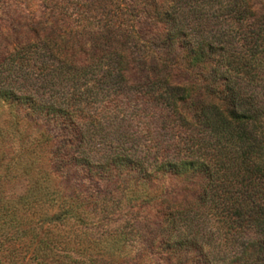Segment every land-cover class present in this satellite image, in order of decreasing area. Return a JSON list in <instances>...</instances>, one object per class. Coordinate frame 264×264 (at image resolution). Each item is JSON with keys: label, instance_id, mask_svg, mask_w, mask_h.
<instances>
[{"label": "trees", "instance_id": "trees-1", "mask_svg": "<svg viewBox=\"0 0 264 264\" xmlns=\"http://www.w3.org/2000/svg\"><path fill=\"white\" fill-rule=\"evenodd\" d=\"M65 1L47 14L65 34L95 29L123 47L93 39L74 53L64 35L34 34L0 53V114L37 125L34 146L46 150L38 179L0 202V226L46 204L51 224L100 228L84 243L30 219L18 237L39 264H264V0ZM103 70L116 89L107 95L132 116L108 135L115 112L96 101ZM134 121L167 138L126 146ZM189 176L201 182L186 204H170L173 190L151 194L154 181ZM137 208L155 213L133 218Z\"/></svg>", "mask_w": 264, "mask_h": 264}, {"label": "rangeland", "instance_id": "rangeland-1", "mask_svg": "<svg viewBox=\"0 0 264 264\" xmlns=\"http://www.w3.org/2000/svg\"><path fill=\"white\" fill-rule=\"evenodd\" d=\"M71 1V7H74L75 4H80L78 0ZM63 2L66 1L63 0ZM55 3L56 0H0V53L6 50L5 47L11 46L14 42L18 41L19 37L22 40L23 36L31 37L34 34L53 41H56V39L59 40V36L64 35L65 41L62 43L67 45L66 50H72L74 53L80 51V49H78L79 43L84 44L85 50H89L88 45L93 39H96L93 41L94 43L102 44L107 47V49L116 48L119 45L123 47L121 38L109 37V35L99 38L95 29L87 33L84 32L81 35H78V31H76V34L73 32L65 34L60 27V23H58V19L53 18L50 14L47 16L50 7ZM75 12L80 13L78 9H76ZM51 13H54V11H51ZM223 27L225 29L228 28L227 25ZM97 38H99V40H97ZM106 74V70H103L96 76L97 79L103 81L100 85V94L96 101L105 104L106 107H108L106 109L115 112V123L114 127H110L108 123L105 124L103 131L104 135H108L109 130L112 132V129H114V132H122V128L119 126L121 120L128 122L127 120H129L130 117L132 118L128 109L121 108L116 104L117 102L115 103L113 98L111 99L110 96L107 95L108 91H116V89L112 86H105L106 82L104 78ZM136 90L141 92L144 91V89L141 88H135V91ZM111 100L112 102L108 103ZM109 104H111V106ZM139 123V121L132 122L133 127L139 132L138 138H136V144L133 142L130 131V133L126 135V146H136V149L141 152L146 149L154 150V148L157 147L159 137L164 139L167 138V133L160 129L158 125L143 128ZM0 132V149L2 148V150H4V156L0 159V202L5 203L7 200H16L24 192L28 184H33L38 179L35 173L36 168L41 159V155L44 154L46 150L43 147L41 152L38 147L34 146L35 139L38 138L39 135L38 126L24 120L18 125L12 123L11 116L7 110L0 114ZM24 172H26V174ZM200 182L201 178L195 176L184 178L171 177L167 180L162 178L161 182H153L156 188L151 190V194L159 196L161 194L170 193V190H173L174 194L168 197V199H170V204H186L184 202L193 200L196 190L200 187ZM41 206L43 209L39 207L40 210L34 215H29L30 213L28 211L26 214L22 212V214L19 213V218L23 222L22 225H16L14 227L6 225L0 226V264H39L30 257L29 253L25 254L23 241L18 237L19 230H23L26 227L28 228L29 225L35 226V223H28L30 219H38V222L39 220H44L43 228L51 226L48 228V231L50 230L49 236H55L56 232H59L60 235L67 234L69 236L73 233V235L77 234L84 243H89L91 240L90 237L100 232V228L98 229L96 225H90L89 227L84 223H79V220L74 221L73 219L66 220L61 224H51L48 220H50L53 213H56V209H46V204H41ZM127 210L128 207H125L124 212L126 213ZM154 213L152 209L142 211L137 208L132 213V217H148L154 215ZM23 214H25V216ZM86 219L87 218H84V221H86ZM111 224L114 223L102 226V228H110ZM206 226L209 231H213L215 228L212 222L207 223ZM42 229L33 227L32 230H35V233L37 231L38 234L41 235Z\"/></svg>", "mask_w": 264, "mask_h": 264}]
</instances>
